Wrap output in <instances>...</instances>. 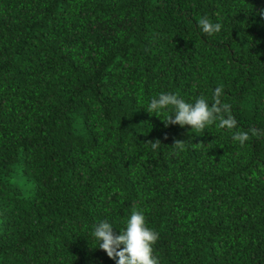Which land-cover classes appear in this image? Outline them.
I'll return each instance as SVG.
<instances>
[{
  "label": "trees",
  "instance_id": "obj_1",
  "mask_svg": "<svg viewBox=\"0 0 264 264\" xmlns=\"http://www.w3.org/2000/svg\"><path fill=\"white\" fill-rule=\"evenodd\" d=\"M262 11L0 0V264H116L93 226L119 235L134 209L158 233L159 264H264ZM202 17L221 30L203 33ZM217 87L232 130L166 127L144 108L162 92L211 106Z\"/></svg>",
  "mask_w": 264,
  "mask_h": 264
},
{
  "label": "clouds",
  "instance_id": "obj_2",
  "mask_svg": "<svg viewBox=\"0 0 264 264\" xmlns=\"http://www.w3.org/2000/svg\"><path fill=\"white\" fill-rule=\"evenodd\" d=\"M264 15V11L261 12ZM201 31L207 35H213L221 30L220 23H212L207 17L198 21ZM222 87H217L213 93L211 106L208 100L201 96L194 103L186 102L173 93H160L153 97L144 107L150 114L160 117L165 126L180 125L190 126L197 133L204 132L211 125L216 124L220 129L232 130L236 127V120L229 114V105L222 103ZM174 110V115L162 118V114L169 107ZM249 139L247 132H234V142L241 146ZM153 149L161 143L159 140L149 141ZM174 146L183 147V140H176ZM92 236L99 247L104 250L108 257L116 261V264H159L153 255V246L157 242L158 233L146 225V219L142 211L134 209L126 222V227L121 229L119 235L113 231V224L101 221L93 226ZM123 246V247H122ZM93 247V248H95Z\"/></svg>",
  "mask_w": 264,
  "mask_h": 264
}]
</instances>
